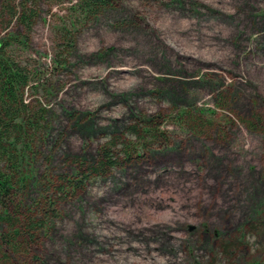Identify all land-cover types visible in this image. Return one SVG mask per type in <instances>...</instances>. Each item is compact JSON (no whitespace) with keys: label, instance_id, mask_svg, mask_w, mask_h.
<instances>
[{"label":"rangeland","instance_id":"obj_1","mask_svg":"<svg viewBox=\"0 0 264 264\" xmlns=\"http://www.w3.org/2000/svg\"><path fill=\"white\" fill-rule=\"evenodd\" d=\"M75 2L47 0L18 53L49 111L36 176L143 142L138 118L168 137L60 204L42 264H264L263 143L241 122L264 96V0H119L89 18ZM200 109L216 114L197 129Z\"/></svg>","mask_w":264,"mask_h":264},{"label":"trees","instance_id":"obj_2","mask_svg":"<svg viewBox=\"0 0 264 264\" xmlns=\"http://www.w3.org/2000/svg\"><path fill=\"white\" fill-rule=\"evenodd\" d=\"M46 1L1 0L0 3V264H42L36 251L51 229V220L59 215L60 204L83 192L90 179L108 175L123 160L142 156L147 138L168 137L159 128V115L138 118L126 132L143 142L133 143L113 136L99 147L93 161L76 160L73 176L50 180L36 176V142L38 135L47 131L49 111L37 95L42 85L40 78L34 82L36 74L18 53L30 50L31 34ZM118 1L76 0L73 7L84 18L97 17ZM56 61L64 66L63 60ZM215 100L219 108L227 109L228 97L223 89L216 91ZM198 114L199 118L191 116V124L196 123L193 126L197 129L205 127L204 118L216 112L200 109ZM241 122L250 132L261 135L264 151V96ZM230 243L223 246L225 251Z\"/></svg>","mask_w":264,"mask_h":264}]
</instances>
